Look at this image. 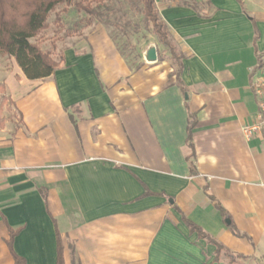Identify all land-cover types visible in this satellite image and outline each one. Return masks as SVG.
Wrapping results in <instances>:
<instances>
[{"label":"crops","instance_id":"0c3cea01","mask_svg":"<svg viewBox=\"0 0 264 264\" xmlns=\"http://www.w3.org/2000/svg\"><path fill=\"white\" fill-rule=\"evenodd\" d=\"M156 6L179 77L156 47L131 67L99 22L47 78L0 54V264L10 228L27 264H57L58 234L64 264H264V139L245 131L264 0Z\"/></svg>","mask_w":264,"mask_h":264},{"label":"trees","instance_id":"16d2710c","mask_svg":"<svg viewBox=\"0 0 264 264\" xmlns=\"http://www.w3.org/2000/svg\"><path fill=\"white\" fill-rule=\"evenodd\" d=\"M102 1L103 0H0V54L14 57L17 64L29 79H43L53 75L60 66L63 55H60L59 60L55 59L53 57L54 50L45 49L42 46L43 39H41V33L49 26V17L51 13L55 12L56 9L62 5L66 7H71V5H73L76 11L85 12V23L90 24L96 21L105 25L109 29L110 35L115 42L110 31V26L123 29L126 25L121 22L118 17H112V15L108 14L105 11L109 10L107 6H103L105 8L104 10L102 6L92 5L93 2L101 3ZM124 2L140 9L145 23L147 25H152V32L156 34L160 43L170 49V53L174 60L177 58L180 60V56H176L174 47L169 41L171 31L161 18L156 6V0H124ZM56 20H59L58 15H56ZM258 66H264V64L260 61ZM140 67L141 65L136 68ZM181 70L182 66L179 61L178 70L176 72L178 77L181 74ZM182 88L185 90L184 86ZM191 127L192 126L189 127L188 141L194 152L191 141ZM184 220L191 232H197L200 237H206L208 241H212L199 226L186 218ZM16 234L17 230L10 228V238L7 241L8 246L14 257L15 264H27L26 260L14 251L13 243ZM217 246L219 249L221 248L219 244H217ZM70 249L73 260H75L76 250L73 244H71ZM57 264H64L59 234Z\"/></svg>","mask_w":264,"mask_h":264},{"label":"rangeland","instance_id":"374dc122","mask_svg":"<svg viewBox=\"0 0 264 264\" xmlns=\"http://www.w3.org/2000/svg\"><path fill=\"white\" fill-rule=\"evenodd\" d=\"M179 1L183 2L185 0ZM92 5L107 6L109 10H105V6L103 7L104 10L112 15V17H118L119 20L126 25L123 29L110 26V31L115 39L116 45L131 67L136 68L142 64L143 53L147 51L148 47H156L159 51L170 53V49L160 43L156 34L152 32V25H147L145 23L143 15L138 7L126 4L124 0H103L101 3L93 2ZM56 15L59 16V20H56ZM85 18V12L76 11L73 5H71V7H66L64 5L60 6L55 12L51 13L49 17V26L41 33V39H43L42 46L45 49H53V57L59 60L66 46L75 43L76 40L84 36L87 27L91 24L85 23ZM94 23L97 22L94 21ZM169 41L174 47L176 56L178 55L179 57L180 46L173 38L172 34L169 37ZM174 63L176 73L179 64L178 58ZM2 103H6V106L8 105L6 107L7 119H11L14 115L12 113L13 109L6 100H3ZM3 105H0L2 111L5 110L2 108ZM5 118L6 117L1 118L0 112V123H2Z\"/></svg>","mask_w":264,"mask_h":264},{"label":"built area","instance_id":"2783aa9c","mask_svg":"<svg viewBox=\"0 0 264 264\" xmlns=\"http://www.w3.org/2000/svg\"><path fill=\"white\" fill-rule=\"evenodd\" d=\"M251 88L257 99L258 119L255 125L245 126V131L258 132L264 139V66H260L251 73Z\"/></svg>","mask_w":264,"mask_h":264},{"label":"water","instance_id":"95a60500","mask_svg":"<svg viewBox=\"0 0 264 264\" xmlns=\"http://www.w3.org/2000/svg\"><path fill=\"white\" fill-rule=\"evenodd\" d=\"M147 58L149 60H156L157 59V51L155 47H151L147 52Z\"/></svg>","mask_w":264,"mask_h":264}]
</instances>
